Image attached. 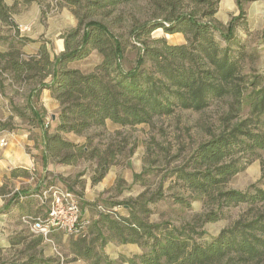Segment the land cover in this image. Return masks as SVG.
Instances as JSON below:
<instances>
[{
    "label": "trees",
    "instance_id": "16d2710c",
    "mask_svg": "<svg viewBox=\"0 0 264 264\" xmlns=\"http://www.w3.org/2000/svg\"><path fill=\"white\" fill-rule=\"evenodd\" d=\"M66 1L79 7L83 1L85 12L78 20V27L68 33L69 39L65 40L62 53L51 60L46 50L40 48L39 59L31 56L27 61L16 60L13 52L0 54L2 58L9 57L6 68L13 70L16 77L29 80L39 76L37 87L27 97V109L37 126L42 127L43 109L35 107L34 103L40 101L43 90H48L58 105L53 120L55 131L50 135L45 130L44 134L46 155L61 157L65 152L60 162L67 164L82 155V147L62 139L59 133L81 136L92 128L106 126L107 122L119 127L149 124L157 117L172 114L177 108L200 112L213 101L228 97L232 101L229 118L241 117L226 130L201 143L188 161L174 171V185L181 194L187 195L174 199L182 207H190L191 201L196 200L216 204L218 211L207 214L206 222L216 221L223 206L247 204L250 207L249 215H241L210 241L197 242L191 225L176 228L166 223L145 222L136 212V201L122 203L127 217L107 208L101 213L97 210L100 205H96L89 224L69 236L70 254L90 264H115L104 251L108 243L115 242L140 248L141 253L124 258L128 264H264V209L254 211L251 208L254 204L264 203V190L255 185L243 192L224 189L236 174L245 169L244 158L248 164L258 153L264 154V82L257 78L251 88L241 84L244 77L240 74V64L215 38L218 34L226 46L235 42L238 18H232L225 27L214 24L215 6L208 0H198L206 8L200 17L193 8L190 10L184 6L183 0ZM141 1L149 5L151 19L136 20L129 26L128 35L140 48L134 66L124 70L122 61L126 46L121 37L100 20L82 23L97 12L109 15ZM242 1L255 0H236L240 9ZM201 17L208 19L207 22L201 21ZM119 18L121 16H117L116 22H121ZM0 21L11 23L9 9L2 0ZM160 28L167 34L183 33L185 43L169 45L165 39L149 40L150 33ZM70 39L78 40L70 46ZM92 51L102 58L93 72L85 74L65 67L67 63L87 57ZM48 77L49 82L43 84ZM108 165L107 160L99 162L100 172L94 182L103 178ZM11 175L18 177L16 171ZM22 175L29 178L32 173ZM43 187L39 185L36 192L17 193L9 203L10 210H15L20 220L27 217L31 222L39 217L45 222L47 211L42 205L34 209L35 200L32 199ZM5 191L6 187L1 186L0 192ZM161 197L158 194L157 199ZM21 199L28 201L21 202ZM20 241L15 238L10 243ZM21 264L55 263L31 256Z\"/></svg>",
    "mask_w": 264,
    "mask_h": 264
},
{
    "label": "rangeland",
    "instance_id": "374dc122",
    "mask_svg": "<svg viewBox=\"0 0 264 264\" xmlns=\"http://www.w3.org/2000/svg\"><path fill=\"white\" fill-rule=\"evenodd\" d=\"M2 1L9 9L11 23L0 21V54L13 52V57L18 61H27L31 56L38 60L40 48H44L53 60L64 51V42L69 39L68 33L78 27V20L85 12L83 1L81 7L69 4L66 0ZM209 1L215 6L214 24L225 27L232 18H238L234 31L235 42L232 41L226 46L218 34H215V38L222 48L227 47L232 52L240 64V74L244 77L241 84L251 88L252 82L257 78L263 83L264 0L242 1L241 9L236 0ZM183 5L190 10L193 8L197 17L206 11L198 0H183ZM117 16H121V22H116ZM150 17L149 5L141 1L119 8L109 15L97 12L82 24L88 20H100L108 24L126 46L122 68L128 70L134 66L140 48L128 35V28L135 24L136 20L147 21ZM200 20L207 22L208 19L201 17ZM27 39L30 41H26ZM157 39H165L169 45L185 43L183 33L167 34L161 28L149 35V40ZM77 40L70 39L68 44L72 46ZM8 58L0 57V137L6 136L9 145L11 136L23 137L25 134L35 138L40 134L44 136L45 130L48 134H53L56 123L50 119L47 127L44 124L47 117L52 113L57 115L59 109L49 106L47 111L43 110L42 127L37 126L27 109V97L30 91L37 87L39 76L35 75L29 80L22 76L16 77L17 74L13 70L6 68ZM101 60V55L92 51L87 57L67 63L65 67L86 74L93 72ZM49 80V77L45 78L43 84ZM35 100L34 97L33 101ZM231 104V99L227 97L213 101L207 109L200 112L177 108L172 114L157 117L149 124L119 127L107 123L106 126L92 128L81 136L59 133L62 139L82 147V155L69 164L60 162L65 152L61 153V157L47 156L45 165L49 171L47 170L44 177L39 176L33 168L30 179L24 178L23 175L18 178L10 174L5 175L0 169L1 180H4L9 194L7 199L28 191L29 186L59 185L72 191L81 209V217L87 220L94 217L96 205L127 217L122 203L136 201V212L145 222L166 223L176 228L191 225L194 228L193 238L197 242L210 241L241 215H249L247 211L250 207L247 204L223 206L216 221L206 222L207 214L218 211L217 205L203 200L191 201L190 207L179 205L174 197L187 195L181 194L174 185L173 173L188 161L201 143L237 122L241 115L229 118ZM34 105L39 107V101ZM23 149L33 154L32 145H24ZM258 154L248 164L247 159L242 160L245 169L225 185V190L243 192L251 185L264 190V154ZM106 160L109 165L103 178L94 182L100 172L99 162ZM19 171L21 172V169ZM135 176L138 178L135 179ZM142 194L144 196L139 199ZM158 194L162 196L160 199H157ZM85 207L87 210L83 214ZM251 208L254 211L263 210L264 203L254 204ZM201 232L204 234L198 236ZM15 238L21 241L11 244L10 241ZM70 238L61 229L54 232L50 229L46 235L40 231L33 232L30 224L23 223L17 212L6 217L0 214V264H21L31 256L52 260L55 264H90L75 259L70 254ZM104 251L115 264H128L124 258L141 253L137 245H121L115 242L108 243Z\"/></svg>",
    "mask_w": 264,
    "mask_h": 264
},
{
    "label": "crops",
    "instance_id": "0c3cea01",
    "mask_svg": "<svg viewBox=\"0 0 264 264\" xmlns=\"http://www.w3.org/2000/svg\"><path fill=\"white\" fill-rule=\"evenodd\" d=\"M48 95V97H47ZM50 96V93L47 90H43L41 94V98L39 101V107H41L43 110L47 111L48 107L50 106L52 109L58 108V105L55 100H53ZM51 115V114H50ZM52 115H54L52 113ZM52 115L50 116L52 119ZM41 120H43L42 115H41ZM53 121V120H52ZM110 123V122H107ZM42 133V132H41ZM8 139V138H7ZM9 140V139H8ZM28 146L32 145L33 147V154H29L23 149V146ZM8 146V147H7ZM5 147H0V169H2L3 174H12V169L16 171L18 176L25 174L26 172L29 174L32 172V168L36 173L40 176H45L47 174V170L49 169L45 165V161L47 160V155L44 151V136L40 134L39 137H29L28 135H25L23 137L19 136H11V140L9 145ZM47 164V163H46ZM21 169V172L19 171ZM10 171V172H9ZM9 172V173H8ZM18 178V177H17ZM31 177H29L30 179ZM6 185L4 180H1L0 176V187ZM39 186H29L28 191L29 192H36L39 188ZM31 188L33 190H31ZM27 191V190H26ZM9 194L7 191L1 193L0 192V205L2 207V210H0V214L3 216H10L12 215L15 210H10L11 207L9 206V203L11 199H7ZM32 198V197H31ZM7 199V200H6ZM35 200V206L34 209H39L40 208V202L38 201L37 198H32ZM24 199H21L20 201L22 202ZM28 201V200H24ZM8 207V208H7ZM47 208L44 207V211ZM87 208H84L83 214H85Z\"/></svg>",
    "mask_w": 264,
    "mask_h": 264
},
{
    "label": "built area",
    "instance_id": "2783aa9c",
    "mask_svg": "<svg viewBox=\"0 0 264 264\" xmlns=\"http://www.w3.org/2000/svg\"><path fill=\"white\" fill-rule=\"evenodd\" d=\"M49 121L50 118L47 117L45 126L49 124ZM7 144V137H0V146L5 147ZM43 186L35 197L40 202V205L47 208V219L45 222L39 217L31 222L27 217H21L23 223L30 224L33 232L40 231L43 235H46L50 229H61L65 235L71 236L89 224V220L81 217V209L77 205L72 192L59 185L47 186L44 184ZM97 210L101 213L106 212L101 206H98Z\"/></svg>",
    "mask_w": 264,
    "mask_h": 264
},
{
    "label": "water",
    "instance_id": "95a60500",
    "mask_svg": "<svg viewBox=\"0 0 264 264\" xmlns=\"http://www.w3.org/2000/svg\"><path fill=\"white\" fill-rule=\"evenodd\" d=\"M54 119H55V116L53 115V116H52V120H54Z\"/></svg>",
    "mask_w": 264,
    "mask_h": 264
}]
</instances>
